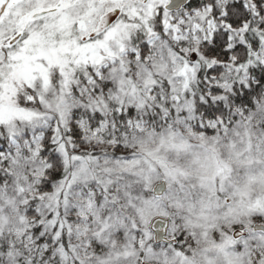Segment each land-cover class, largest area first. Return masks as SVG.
I'll use <instances>...</instances> for the list:
<instances>
[{
  "label": "snow or ice",
  "instance_id": "snow-or-ice-1",
  "mask_svg": "<svg viewBox=\"0 0 264 264\" xmlns=\"http://www.w3.org/2000/svg\"><path fill=\"white\" fill-rule=\"evenodd\" d=\"M0 264H264V0H0Z\"/></svg>",
  "mask_w": 264,
  "mask_h": 264
}]
</instances>
